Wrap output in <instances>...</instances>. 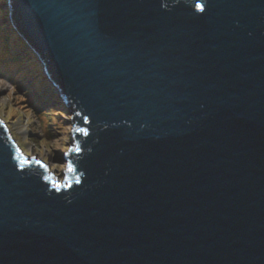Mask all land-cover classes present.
Here are the masks:
<instances>
[{"label":"water","instance_id":"obj_1","mask_svg":"<svg viewBox=\"0 0 264 264\" xmlns=\"http://www.w3.org/2000/svg\"><path fill=\"white\" fill-rule=\"evenodd\" d=\"M4 6L72 123L59 182L0 119V264H264V0Z\"/></svg>","mask_w":264,"mask_h":264},{"label":"rangeland","instance_id":"obj_2","mask_svg":"<svg viewBox=\"0 0 264 264\" xmlns=\"http://www.w3.org/2000/svg\"><path fill=\"white\" fill-rule=\"evenodd\" d=\"M5 2L6 0H2L0 5L5 4ZM3 17V22L6 21L8 23L6 18L8 16L5 14ZM5 31L6 27L0 28L1 34L5 33ZM15 40L17 42L16 38ZM19 40L22 41L20 38ZM16 47L12 46V49L14 50ZM24 48L29 50L27 46H21L19 51H22V49L24 50ZM19 51L18 54L23 56L25 52ZM12 52L16 53L15 50ZM27 56L29 59L25 60V58L22 57L21 60L23 62L20 64L18 63V59H10L7 64H2L0 69L8 67V71L11 72L9 73V77H13L16 71L14 68L20 66L21 70L18 78L21 79L23 75H25V77L30 76V74L35 72V67L33 66L35 62H32L34 60L30 58V55ZM23 71L25 73L21 74ZM37 71L39 70L37 69ZM35 74L40 77L39 73ZM32 77L33 76H31V78ZM42 80L44 81L43 78ZM33 82V80L30 82L32 85L31 87H27V90H23L20 93L18 88H22L21 81H17V83H14L16 85H12L0 76V118L3 120L5 126L11 128L17 142L16 144L23 153L25 152L24 155L42 161L53 177L57 181L62 182L67 168L62 157L68 151L71 142L69 139V130L72 123L71 114L66 110L63 103L57 102L59 101L57 99L52 100L50 107L46 105V100L54 96L55 89L53 90L50 85L47 86L43 83L44 86L38 89L33 85ZM46 90L49 94H45L43 100H41ZM27 93H31L30 96H32V99H34L35 96V100L43 107L40 113H42V111L46 112L43 114L44 118H42L43 115H39L33 110V106L31 107V105H27L26 102H23L26 101L25 96ZM31 102L33 101L29 99L28 103ZM38 110H40V108H38ZM45 129L46 131H44Z\"/></svg>","mask_w":264,"mask_h":264},{"label":"trees","instance_id":"obj_3","mask_svg":"<svg viewBox=\"0 0 264 264\" xmlns=\"http://www.w3.org/2000/svg\"><path fill=\"white\" fill-rule=\"evenodd\" d=\"M2 0H0V2H1ZM2 4V3H1ZM6 14V11H5V8H4V4H2V5H0V28H2V27H6V31H5V33H2L1 34V32H0V67H1V65L2 64H7V62L11 59V60H16V59H18V63L20 64V63H22L23 61L21 60L22 59V57H24L25 58V60H27V59H29L28 58V56L27 55H30V58L31 59H33L34 61H32V62H35L34 63V67H35V72L34 73H32V74H30V76H26L25 77V75H23V77L20 79V78H18V75L20 74V70H21V67L19 66V67H16V68H14V69H16V71L14 72V74H13V77H9V73H11L10 71H8V67H5V68H2V69H0V76L4 79V80H6V81H8V82H10L12 85H16V84H14V83H17V81H21V86H22V88H18V90H19V92L21 93L23 90L25 91V90H27L26 88L27 87H29V85H30V82L33 80L32 78H31V76H33L35 73H39L40 74V78H38V80H40L41 81V84L43 83L44 85H46L48 82H47V80H46V77L42 74V72H41V68H40V65H39V63H38V60L36 59V57L33 55H31V52L30 51H28V50H26L25 48H24V50L22 49V51H24L25 53L23 54V56H20V54H18V51H19V49H20V47L21 46H24V43L22 42V41H20L19 40V38H18V36H17V34L15 33V32H13V30L11 31V26L5 21V22H3V20H4V17H3V15H5ZM4 32V31H3ZM17 39V42H16V40H15V38ZM19 43V44H18ZM12 46L13 47H16L14 50L16 51V53L15 52H12V51H14L13 49H12ZM12 50V51H11ZM22 51H19V52H22ZM34 57V58H33ZM31 62V61H30ZM15 63V62H14ZM37 69L39 70V71H37ZM23 73H25L24 71L21 73V74H23ZM36 75V74H35ZM44 79V81L42 80V78ZM18 78V79H17ZM37 78V77H36ZM34 81V80H33ZM34 83V82H33ZM48 85V84H47ZM47 95V93L46 92H44V94L42 95V99L41 100H43V96L44 95ZM21 95V94H20ZM27 96H29V95H26L25 97V99H26V101H23V102H26V104L27 105H31V107L33 106V110L37 113V114H39V115H43L44 113H46V112H44V111H42V113H40V111L41 110H43V107L41 106V105H39V103L36 101V100H33V102H31V103H28V101H29V99H27L28 97ZM55 99H57V98H55L54 96H52L50 99H47L46 100V105H48L49 107L51 106L50 105V103H52V100H55ZM38 108H40V110H38ZM38 111V112H37ZM42 118H44V115L42 116ZM44 128H46V127H44ZM44 131H46V129L44 130Z\"/></svg>","mask_w":264,"mask_h":264},{"label":"bare ground","instance_id":"obj_4","mask_svg":"<svg viewBox=\"0 0 264 264\" xmlns=\"http://www.w3.org/2000/svg\"><path fill=\"white\" fill-rule=\"evenodd\" d=\"M36 77H37V78H36ZM38 78H40V77H38V76H36V75H33V77H32V79L34 80L33 85L39 89L40 87H43L44 85L41 84V81L38 80ZM46 85H47V84H46ZM31 86H32V85L30 84L29 87H31ZM47 86H49V85H47ZM50 86H52V85H50ZM27 95H29V96H27V97H28L30 100H32V101L36 99L35 96H34V99L31 98V97H32V96H30L31 93H27ZM57 100H59V101H57V102L62 103V101H61L60 98H57ZM60 103H57V104L61 105ZM39 105H40V104H39ZM0 119H1V118H0ZM6 128H7V130H8V133L10 134L11 138L14 140L15 143H17L16 140H15V137H14L12 131H11V128H9L8 126H6ZM24 153H25V152H24ZM41 162H42V161H41Z\"/></svg>","mask_w":264,"mask_h":264},{"label":"clouds","instance_id":"obj_5","mask_svg":"<svg viewBox=\"0 0 264 264\" xmlns=\"http://www.w3.org/2000/svg\"><path fill=\"white\" fill-rule=\"evenodd\" d=\"M24 46H26L25 44H24ZM28 51H30V50H28ZM31 52V51H30ZM32 54V53H31ZM37 59V58H36ZM41 72H42V70H41ZM42 74L45 76V74L42 72ZM46 77V76H45ZM47 79V78H46ZM48 84V83H47ZM49 85V84H48ZM51 85V84H50ZM50 87H52V86H50ZM54 95H56V94H54ZM55 97H57V98H59L57 95L55 96Z\"/></svg>","mask_w":264,"mask_h":264},{"label":"snow or ice","instance_id":"obj_6","mask_svg":"<svg viewBox=\"0 0 264 264\" xmlns=\"http://www.w3.org/2000/svg\"><path fill=\"white\" fill-rule=\"evenodd\" d=\"M198 7H200L199 5H198ZM78 131H84L83 129H79ZM79 149H77V151H78ZM72 169L71 168H69V171H71Z\"/></svg>","mask_w":264,"mask_h":264}]
</instances>
